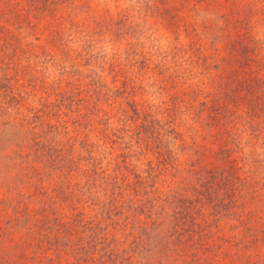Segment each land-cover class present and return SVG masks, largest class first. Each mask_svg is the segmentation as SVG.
<instances>
[{
	"label": "rangeland",
	"instance_id": "1",
	"mask_svg": "<svg viewBox=\"0 0 264 264\" xmlns=\"http://www.w3.org/2000/svg\"><path fill=\"white\" fill-rule=\"evenodd\" d=\"M0 11V264H264V0H0ZM213 11L223 27L216 37L200 27ZM237 40L249 42L248 49L230 55L226 45ZM229 55L231 65L242 59V75L222 74L213 65ZM219 87L239 115L243 92L250 90L257 117L231 125L245 144L229 155L236 162L232 177L204 205L192 200L180 221L188 228L182 237L170 235L168 216L146 234L139 229L153 218L100 214L93 207L81 211L83 226L63 228L69 214L50 193L58 181L34 175L28 184L17 174L25 155L32 169H43L33 163L35 131L24 122L35 116L65 127L56 141L73 140L77 148L85 139L99 145L97 153L110 152L98 134L104 125L117 130L122 117L141 123L132 110L170 122L187 144H203L201 126L184 104L209 101L208 95L191 97L193 89L208 94ZM173 103L180 109L167 117L163 110ZM116 147L114 156L121 153ZM149 160L147 154L125 162L142 171ZM224 163L214 165L229 167ZM38 178L40 184L33 182ZM159 178L153 188L188 198L178 178ZM52 201L54 216L41 211ZM163 207L170 215L172 207ZM36 221L42 227L27 230ZM144 234H158L159 246L133 242Z\"/></svg>",
	"mask_w": 264,
	"mask_h": 264
},
{
	"label": "trees",
	"instance_id": "2",
	"mask_svg": "<svg viewBox=\"0 0 264 264\" xmlns=\"http://www.w3.org/2000/svg\"><path fill=\"white\" fill-rule=\"evenodd\" d=\"M195 1L200 2L201 0ZM212 14V18L204 20L200 27L205 32L210 33L212 37H216L219 35L217 31L223 32V27L217 26L220 19L219 13L213 11ZM0 15H3L1 11ZM248 43L237 40L226 45V47L229 49L230 55L238 56L243 55L244 51L248 49L246 46ZM194 54L201 53L195 48ZM230 55L227 56V59L223 57L218 62H214L213 65L216 68L221 67L222 74L228 70L233 77L235 73L242 75L243 72L238 68L239 65L243 66L245 64L241 63V58H237L234 64L231 65L230 61L233 58ZM206 60V58L200 60L201 65L205 68L209 67ZM221 75H218L220 79L223 78ZM254 80L256 83V79ZM223 92L220 87L215 92L208 94L193 89L189 92L191 97L201 94L208 95L209 101L199 102L196 107L189 103L184 104V109L189 112L191 121L201 126L203 132L201 141L203 144L196 143L194 139H190L191 142L187 144L182 140L181 135L171 127L170 122H161L158 119L151 118L147 113L140 114L136 110H132L136 119H140L141 123L136 124L133 120L129 122V119L122 117L118 120L119 127L117 130L104 125V129L102 131L98 130V134L101 136V145H109L110 152L97 153L99 145L88 143L85 139L78 142L77 148H75L73 140L67 139L64 143L56 141L65 127L59 123H56V125L46 123L35 116L32 120L24 122L30 126V131H35V133H31L29 145L31 146L30 149L33 150V158L31 155L33 163L43 167V169L37 170L34 166L32 169L28 156L25 155L21 157L24 166L19 167L17 174L21 179H25L24 182L26 183L30 182L34 175L41 176L42 179L51 176L58 181L57 185L54 184V188L50 193H57L60 198L59 203L64 205L66 212L69 214L70 222L61 223L63 228L70 229L69 226H79L81 211L93 207L90 211L95 210L100 214L126 212L128 216L143 214L153 218L151 223L141 225L143 228L139 229L146 234L155 230L161 220L168 216L169 221L173 224V233L169 234L182 237L188 232V228H180V226L183 227L182 224L180 225V221L183 220L188 209H190L192 200L201 201L203 203L201 205H204L211 197L212 192L222 188V185L224 186L228 179L232 177L229 175L230 172L233 173L232 166L234 165H231V163L236 162L235 158H229V155L240 153L245 144L241 142L242 138L236 131L233 132L231 125L237 123L241 118L247 119L249 121L247 123H250L257 117V103L255 102L257 96L255 103H252L248 99L252 97L250 90L243 92L241 100L242 115L237 114L236 110H232L238 108V105L227 102L221 96H225ZM259 92L257 86V90L255 88V93L254 91L253 93L258 94ZM179 109V105L176 106L173 103L171 107L164 109L163 112L168 117L175 115ZM106 130L111 132L106 134L104 133ZM208 133L213 134L208 137L211 142L209 148L205 144ZM63 135L64 133L61 134V136ZM113 145H116V148L121 151L120 154L114 156ZM188 152L191 153L188 155ZM147 154L150 155L151 160L146 161L145 170L141 171L125 162L130 157H143ZM181 156L183 162L179 164L178 161H180ZM225 160L229 167H215V162L220 163V161H223L224 163ZM103 161H105L104 164ZM239 162L244 165L247 161L241 157ZM28 164L30 165L29 171L26 169ZM164 174L172 178H178L177 182L182 184L188 198L183 194H171L169 190L160 192L157 188H153L154 181L156 182L157 178L160 179L159 177L164 176ZM33 182L40 184L41 180L38 178ZM44 193L43 191L42 194ZM115 203H118V205L116 206ZM55 204V201H52L49 206H43L44 209L41 211H47V213L54 216ZM163 206L172 207L168 208L170 215H163L166 208ZM23 217L25 219L29 218L28 215ZM51 221L53 223L57 222L55 218ZM33 225H35L34 227H42L36 221L31 226L27 225V230H30ZM146 234H144V239L141 238L144 235L135 236L133 242L136 245L148 243L158 247L159 235Z\"/></svg>",
	"mask_w": 264,
	"mask_h": 264
}]
</instances>
